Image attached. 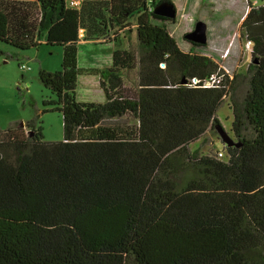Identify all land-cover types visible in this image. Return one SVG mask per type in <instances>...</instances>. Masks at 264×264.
Instances as JSON below:
<instances>
[{"label": "trees", "instance_id": "1", "mask_svg": "<svg viewBox=\"0 0 264 264\" xmlns=\"http://www.w3.org/2000/svg\"><path fill=\"white\" fill-rule=\"evenodd\" d=\"M161 1L0 0L8 56L63 49L62 68L39 78L64 130L48 141L34 122L0 128V264H264V5L249 3L239 26L251 50L237 140L227 132L233 144L213 155L190 145L221 126L235 80L180 48L157 23L176 19L154 13ZM131 26L138 53L116 48L91 71L106 100L77 101L81 39L118 45ZM137 66L128 90L123 71Z\"/></svg>", "mask_w": 264, "mask_h": 264}, {"label": "rangeland", "instance_id": "2", "mask_svg": "<svg viewBox=\"0 0 264 264\" xmlns=\"http://www.w3.org/2000/svg\"><path fill=\"white\" fill-rule=\"evenodd\" d=\"M172 1L177 7L176 19L157 20V23L166 26L181 49L186 52L199 51L210 56L231 79L235 80L234 90L225 96L217 116L225 133L237 140L230 132L233 101L240 103L243 98L246 85L243 74L250 61V49L247 48L246 38L239 30V26L246 15L248 4L260 6L264 5V0ZM199 20L206 24L205 46H195L184 36L194 29ZM118 38V45L106 41L81 39L78 45V65L82 72L75 93L77 101L106 100L104 91L99 85L98 75H93L91 71L110 66L116 48L132 49L136 54L138 53L139 46L134 26H131V31H119ZM14 51H16L14 48L0 42V128L7 129L12 124H18L25 133H28L29 128L26 124L34 122L37 126L43 127L42 132L46 140H62L64 137L62 114L58 111L43 112L49 107L45 106L43 101L53 99L55 95L39 78L40 69L58 71L62 68V47L43 43L37 48L19 51V58L8 56ZM23 64L25 67L22 66ZM123 78L125 87L136 91L138 66L123 71ZM130 121L135 120L131 118ZM221 138L217 126L209 127L202 138L193 142L190 147L200 148L203 154L216 155L217 151L224 148Z\"/></svg>", "mask_w": 264, "mask_h": 264}, {"label": "water", "instance_id": "3", "mask_svg": "<svg viewBox=\"0 0 264 264\" xmlns=\"http://www.w3.org/2000/svg\"><path fill=\"white\" fill-rule=\"evenodd\" d=\"M154 13L157 15L166 16L172 20L176 18L177 7L173 1L162 0L154 7ZM185 38L190 42H196L201 45H205L207 42L206 24L199 20L196 22L195 27L192 31L186 33ZM23 125V124H22ZM219 132L226 145H232L233 140L227 135L222 126H219Z\"/></svg>", "mask_w": 264, "mask_h": 264}, {"label": "built area", "instance_id": "4", "mask_svg": "<svg viewBox=\"0 0 264 264\" xmlns=\"http://www.w3.org/2000/svg\"><path fill=\"white\" fill-rule=\"evenodd\" d=\"M81 36H83V33H81ZM246 45H247V48L251 50V41L250 40H247L246 39ZM22 66L25 67L24 64ZM216 78H217L216 74H213L211 76V78H210L211 79V82H208V83H213L214 80H216ZM218 155L222 157V156H224V152L223 151H220V152H218Z\"/></svg>", "mask_w": 264, "mask_h": 264}]
</instances>
